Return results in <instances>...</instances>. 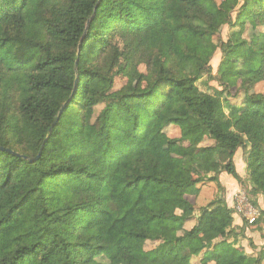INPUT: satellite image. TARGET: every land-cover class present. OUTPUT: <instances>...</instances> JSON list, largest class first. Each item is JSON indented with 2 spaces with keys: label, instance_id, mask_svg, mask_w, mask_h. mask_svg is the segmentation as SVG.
Returning <instances> with one entry per match:
<instances>
[{
  "label": "trees",
  "instance_id": "obj_1",
  "mask_svg": "<svg viewBox=\"0 0 264 264\" xmlns=\"http://www.w3.org/2000/svg\"><path fill=\"white\" fill-rule=\"evenodd\" d=\"M249 19L264 31V0H0V264H264L220 183L264 203V33L243 38Z\"/></svg>",
  "mask_w": 264,
  "mask_h": 264
},
{
  "label": "rangeland",
  "instance_id": "obj_2",
  "mask_svg": "<svg viewBox=\"0 0 264 264\" xmlns=\"http://www.w3.org/2000/svg\"><path fill=\"white\" fill-rule=\"evenodd\" d=\"M219 3L223 0H217ZM215 25L218 28L219 32L218 35L216 37V40L221 39L222 41L226 42L229 39L230 36V29L229 27L226 25H223L222 21L219 20H215ZM264 33L262 28L257 27L254 22L249 19L245 33L243 34V38H245L246 40H248L250 43H255L259 37L262 36V34ZM222 60V56L220 54V52H217V54L215 55V57L213 58V60L211 61V66H212V75L216 76L215 74H217V70L218 67L220 65V62ZM231 67L230 65L227 67V70H229ZM126 83V79L123 77H117L115 80V90H119L121 89L124 84ZM198 86L200 88L201 91H206V87L203 84V81H200L198 83ZM210 87L213 88H219L218 84L215 81H210L209 83ZM254 93H264V83H260L258 85H256V87L253 90ZM236 90L232 89L230 91V95L225 96V98L229 99V101L233 104H240L243 101V95H236ZM173 134V133H172ZM174 135H176L174 133ZM211 144L210 141H206L204 143V145H209ZM164 150L165 152L171 154L174 157H180L182 155V151L180 149H178L177 147H173V146H168L167 144H164ZM243 151L239 152V157L237 160V166L240 170V172H245L246 171V164L244 162V154L242 153ZM225 176L227 178H229L230 180L233 181V179L226 175ZM225 176L223 177V181L225 182ZM226 183V182H225ZM242 190V189H241ZM244 191V190H242ZM217 193V186L215 183H207L202 185V192L200 195V198L198 200V204L200 205H208L212 199L214 198L213 196ZM261 203V204H260ZM261 205H264L262 199L260 198L259 201V209H258V217H257V221H260V223L258 224H250V222H247L249 224H247V229H246V241L243 242L242 245H244V250L247 252H253V253H259V250L262 249L264 247V216L261 213ZM234 207V203H232V205ZM242 216H236L235 217V221H240L242 220ZM250 216L248 217V220H250ZM190 224H188V228H189ZM156 246V243H152V242H148L146 249H152ZM199 262V258H194L193 259V263H198ZM214 264V263H211Z\"/></svg>",
  "mask_w": 264,
  "mask_h": 264
},
{
  "label": "crops",
  "instance_id": "obj_3",
  "mask_svg": "<svg viewBox=\"0 0 264 264\" xmlns=\"http://www.w3.org/2000/svg\"><path fill=\"white\" fill-rule=\"evenodd\" d=\"M242 150H239L237 153H236V155H235V158H234V161H235V164H236V167H237V171H238V173L240 174V176L242 177V178H244L245 177V175H246V171L245 172H240V170H239V168H238V166H237V160H238V157H239V152H241ZM243 153V152H242ZM245 162V161H244ZM227 175V174H226ZM225 176V173H223L221 176H220V183H221V185H222V187L224 188V190H225V199H226V201H227V204H228V206L230 207V208H232L233 206H231L232 205V203H234V200H235V197H236V195H237V192L239 191V190H241V188H240V186H239V184L233 179V181L232 180H230L229 178H227L226 176H225V182L223 181V177ZM202 192V191H201ZM215 194V193H214ZM200 195H201V193H200ZM200 195L198 196V197H191V196H189L188 197V201L190 202V204L194 207V208H201V207H205L206 205H200L199 206V204H198V200H199V198H200ZM214 197V196H213ZM261 204V203H260ZM262 211L264 210V205H261V208H260ZM193 215V213H188L187 214V216L189 217V216H192ZM237 216V215H236ZM236 223H237V225H241L242 224V221L240 220V221H236ZM188 224H190V226H189V228H188ZM194 221H190V222H188L187 224H186V228L189 230V229H191L193 226H194ZM215 264V263H214Z\"/></svg>",
  "mask_w": 264,
  "mask_h": 264
},
{
  "label": "built area",
  "instance_id": "obj_4",
  "mask_svg": "<svg viewBox=\"0 0 264 264\" xmlns=\"http://www.w3.org/2000/svg\"><path fill=\"white\" fill-rule=\"evenodd\" d=\"M232 209L235 215L239 217L242 216L248 220L250 216L251 218L248 220L250 224H253L257 220L259 211L252 205L246 193L242 190L237 192Z\"/></svg>",
  "mask_w": 264,
  "mask_h": 264
},
{
  "label": "water",
  "instance_id": "obj_5",
  "mask_svg": "<svg viewBox=\"0 0 264 264\" xmlns=\"http://www.w3.org/2000/svg\"><path fill=\"white\" fill-rule=\"evenodd\" d=\"M76 65H77V63H76ZM77 81H78V80H77ZM77 81H76V83H75V88H74L73 95H74V93H75V91H76V88H77ZM73 95H72V96H73ZM69 102H70V101L66 102V103L64 104V106L61 108L58 117L56 118V120H55L53 126H52L51 129H50V134L53 132V129H54L55 125H56L57 122L59 121V118H60L61 114L63 113L64 109L67 107V105L69 104ZM0 150H4V149H3V148H0ZM41 155H42V150L40 151V153L38 154V156H37L36 158L31 159L30 161H31V162H34V161L39 160L40 157H41Z\"/></svg>",
  "mask_w": 264,
  "mask_h": 264
}]
</instances>
